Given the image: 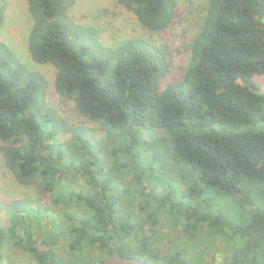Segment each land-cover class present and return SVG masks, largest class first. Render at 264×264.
<instances>
[{
	"label": "trees",
	"instance_id": "1",
	"mask_svg": "<svg viewBox=\"0 0 264 264\" xmlns=\"http://www.w3.org/2000/svg\"><path fill=\"white\" fill-rule=\"evenodd\" d=\"M115 2L146 33L181 16V0ZM27 3L30 55L54 66L53 90L78 119L0 32V149L20 184L50 198L0 199V264H99L116 253L190 264L173 245L189 239L210 257L204 244L219 241L214 264H264V90L254 80L264 0H206L183 65L146 34L106 44L74 16L77 0ZM9 4L0 0V30ZM168 222L182 226L177 240Z\"/></svg>",
	"mask_w": 264,
	"mask_h": 264
},
{
	"label": "rangeland",
	"instance_id": "2",
	"mask_svg": "<svg viewBox=\"0 0 264 264\" xmlns=\"http://www.w3.org/2000/svg\"><path fill=\"white\" fill-rule=\"evenodd\" d=\"M205 6L206 0H181V16L171 28L163 33H146L141 28L135 14L117 4L115 0H77L73 14L79 22L92 24L99 28L102 31V39L106 44L111 45L121 42L128 37L146 34L160 43L167 45L173 51L176 63L183 65L187 60V55L183 52V44L187 41L186 34L191 31L195 18H200L204 14ZM5 15V22L2 24V30H0L2 39L13 48L18 57L47 75L50 80L51 102L57 103L59 107L65 110V113L71 120H77V114L73 111L70 102L61 100L53 90L54 66L51 64L37 63L30 55L28 42L32 28V17L29 12L27 0H10ZM254 80L264 90V75H257ZM216 126L219 129L223 128L221 124ZM229 129L237 131L234 128ZM250 129L257 130L259 126H253ZM98 134L102 136L101 132H98ZM1 146L2 142L0 141V148ZM125 182L126 178L124 177L121 183L124 184ZM182 186L184 185H176V192L180 193ZM158 190H160L159 187ZM16 197H38L41 201L47 203L50 200L45 193H40L32 186H25L17 181L13 172L7 168L3 153L0 149V199ZM136 212L140 214L139 211ZM3 214L6 216V213ZM163 231L169 232L171 237H174L176 240L178 238L177 235L183 234L184 232L181 225H173L171 222L164 224ZM174 242V249L178 243H181L182 247L189 250L190 264H214L222 258L219 241L215 240L209 244H204V249H209L211 254L214 255L213 257H210L207 251H203L198 247L195 240H177ZM171 243L163 244L166 254L172 253L167 249L172 248ZM5 263L9 264L8 260Z\"/></svg>",
	"mask_w": 264,
	"mask_h": 264
},
{
	"label": "water",
	"instance_id": "3",
	"mask_svg": "<svg viewBox=\"0 0 264 264\" xmlns=\"http://www.w3.org/2000/svg\"><path fill=\"white\" fill-rule=\"evenodd\" d=\"M99 264H158L145 259H139L136 257L126 256L120 253H116L108 256Z\"/></svg>",
	"mask_w": 264,
	"mask_h": 264
}]
</instances>
